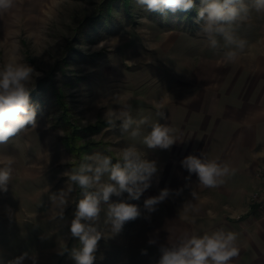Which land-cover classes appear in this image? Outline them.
Segmentation results:
<instances>
[{
    "label": "rangeland",
    "instance_id": "rangeland-1",
    "mask_svg": "<svg viewBox=\"0 0 264 264\" xmlns=\"http://www.w3.org/2000/svg\"><path fill=\"white\" fill-rule=\"evenodd\" d=\"M253 2L244 0L249 6ZM195 3L198 8L200 0ZM187 13L176 27L159 24L151 17L157 14L136 0H15L12 9L0 13V66L17 60L41 74L30 85L36 127L29 125L0 144V167L13 161L7 191L0 188V264L24 252L35 255L36 264H74L67 253L58 252L62 244L79 247L69 226L83 193L65 173L97 154L116 163L129 145L155 161L157 172L139 200L127 193L110 198V203L123 199L141 209V216L119 232L104 223L107 204L102 203L96 227L103 236L94 264H158L161 246L194 235L197 227L188 226L202 221L204 210L194 204L199 201L195 191L187 194L194 175L181 165L190 155L191 108L197 103L202 109L205 97L225 91L228 74H235L247 56L264 54V12L253 10L247 21L232 25L248 46L227 63L225 54L234 46L217 36L218 46L210 48L196 23V9ZM122 108L135 121L127 132L121 131L120 121L115 128L107 122L110 110ZM145 117L148 122L140 124ZM152 123L173 129L177 140L169 149L143 143ZM137 125L141 135L133 138ZM70 187L60 219L52 196ZM165 188L169 195L154 211L143 208L146 198ZM178 189L184 190L181 195ZM150 239L155 243L149 245Z\"/></svg>",
    "mask_w": 264,
    "mask_h": 264
},
{
    "label": "clouds",
    "instance_id": "clouds-1",
    "mask_svg": "<svg viewBox=\"0 0 264 264\" xmlns=\"http://www.w3.org/2000/svg\"><path fill=\"white\" fill-rule=\"evenodd\" d=\"M136 3L147 12L161 14L196 9V23L201 25V31L210 48L215 49L218 46L217 36L223 37L227 45L234 46L233 50L225 54V63L235 61L238 54L245 52L248 46L247 41L237 38L232 25L247 21L253 10L257 13L264 12V0H254L251 6L245 4L244 0H200L198 8L195 0H136ZM14 6L15 0H0V13L7 12ZM34 75L41 74L36 73L30 65L17 60L0 66V144L7 143L10 138L25 131L29 125L36 127V111L30 103V85ZM115 121L121 122L122 132H127L135 123L130 111L123 108L119 111H109V126L115 128ZM147 122L148 118L145 117L139 123ZM140 135L137 125L131 136L136 138ZM176 140L173 129L160 123H152L151 131L143 136V143L152 149H169ZM84 159L90 162L80 163L65 173L71 184L78 186L83 193L82 198L75 202L74 218L69 226L71 237L78 240L79 247L68 249L62 244L58 252L59 255L67 253L74 264H94L98 243L103 236L96 227L100 220L102 203L107 204L104 223L110 225L113 233L119 232L126 222L141 216V209L123 199L110 203V198L122 197L127 193L129 199L139 200L151 186V177L157 172L156 162L146 159L135 145L122 148L116 163H113L111 157L99 154ZM12 163L9 158L5 165L0 167V188L5 191L12 176ZM181 165L189 173H196L200 185L209 188L224 183L223 177L228 176L231 171L227 164L220 165L216 161L202 160L195 155L184 157ZM71 191L70 187L68 192L60 191L58 195L52 196L60 209V219H64L63 210L67 206ZM168 195L169 190L162 189L158 196L146 198L143 208L148 212L154 211L155 206ZM236 240V233L223 230L202 236L184 235L169 247L161 246L158 264H230L232 259L239 255ZM148 243L152 245L155 240L150 239ZM142 254H147L146 249L142 250ZM25 260L36 264V256L29 255L28 252L13 258L8 264H24Z\"/></svg>",
    "mask_w": 264,
    "mask_h": 264
},
{
    "label": "crops",
    "instance_id": "crops-1",
    "mask_svg": "<svg viewBox=\"0 0 264 264\" xmlns=\"http://www.w3.org/2000/svg\"><path fill=\"white\" fill-rule=\"evenodd\" d=\"M228 75L225 91L205 97L202 109L197 103L191 108L188 151L202 160L227 164L231 171L224 183L211 188L200 185L192 173L194 183L188 184L187 194L195 191L199 201L194 204L204 215L202 221L184 227H197V236L234 232L239 255L230 264H264V219L248 206L257 183L255 171L264 166V54L247 56L236 73ZM178 190L179 195L184 191ZM183 216L181 211L179 218Z\"/></svg>",
    "mask_w": 264,
    "mask_h": 264
},
{
    "label": "built area",
    "instance_id": "built-area-1",
    "mask_svg": "<svg viewBox=\"0 0 264 264\" xmlns=\"http://www.w3.org/2000/svg\"><path fill=\"white\" fill-rule=\"evenodd\" d=\"M255 179L257 183L248 198L249 208L254 209L264 219V166L256 169Z\"/></svg>",
    "mask_w": 264,
    "mask_h": 264
},
{
    "label": "trees",
    "instance_id": "trees-1",
    "mask_svg": "<svg viewBox=\"0 0 264 264\" xmlns=\"http://www.w3.org/2000/svg\"><path fill=\"white\" fill-rule=\"evenodd\" d=\"M108 4L112 5V3H108ZM108 4L106 5L105 10H106ZM125 4L127 5V3H125ZM112 9H115L114 6L111 8V10ZM125 10H128V9H123V11H125ZM152 14H157L156 16H151V17L155 18L158 21L159 24H162V25H165V26H169V27L178 26L180 24L179 21H183V19H182L183 17L182 16L189 15L185 11L183 13H182V11H177L176 13L167 12L165 14L152 12ZM109 15H111V14H106V16L110 17Z\"/></svg>",
    "mask_w": 264,
    "mask_h": 264
}]
</instances>
